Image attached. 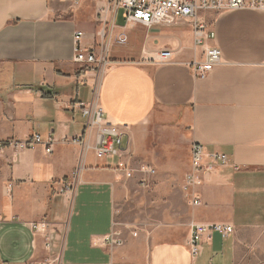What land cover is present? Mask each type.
Listing matches in <instances>:
<instances>
[{
  "label": "crops",
  "instance_id": "1",
  "mask_svg": "<svg viewBox=\"0 0 264 264\" xmlns=\"http://www.w3.org/2000/svg\"><path fill=\"white\" fill-rule=\"evenodd\" d=\"M101 3L0 0V142L52 139L50 153L45 143L0 148V264H264V10L201 13L214 38L195 47L187 26L125 29L117 11L112 37L125 30L128 39L109 40L112 64L100 72L74 62L72 48L77 30L85 47L100 45ZM213 45L222 63L195 79L191 63ZM163 48L175 49L173 61L153 62ZM78 103L101 106L124 131L126 162L154 173L125 178L116 158L97 156ZM193 144L228 165L184 191ZM141 179L151 197L144 216L132 203ZM39 222L45 230L32 228ZM136 223L145 229L124 227ZM193 223L232 232L203 235L193 257ZM112 232L120 244L105 240Z\"/></svg>",
  "mask_w": 264,
  "mask_h": 264
},
{
  "label": "built area",
  "instance_id": "2",
  "mask_svg": "<svg viewBox=\"0 0 264 264\" xmlns=\"http://www.w3.org/2000/svg\"><path fill=\"white\" fill-rule=\"evenodd\" d=\"M73 5H77L80 0H67ZM102 3L96 9L97 22L99 29L97 36L102 40L98 47H85V34L77 30L73 34V53L72 60L83 63L88 67H95L103 72L112 62L108 57L109 40L113 39L115 44L124 45L127 42V32L121 31L112 37L115 27L116 12L122 10V19L125 29L134 28L137 25L144 27L153 26H187L192 33L193 45H203L206 41L214 38V32L201 17V13L207 11H235V10H264V0H101ZM175 49H160L152 60L157 64H164L173 61ZM222 63L221 51L216 46H207L203 51V58L191 63L192 75L195 79H203L215 67ZM77 109L86 119V129L95 130V137L91 149L97 156L104 158H116L117 161L113 169L122 177H132L134 173L146 175L153 174L154 169L148 165H138L132 167L125 160L127 146L123 145L124 131L118 125L109 123L104 117L101 106L91 103H78ZM71 142L85 145L81 138H73ZM46 144L45 152H51L52 139L43 141L38 134H33L23 141L9 139L0 142V148L14 147L17 150H31L41 144ZM228 165L227 156L224 153L207 151L199 144L191 146V168L186 174L183 182V190L201 184L204 179L213 174L220 167ZM236 169V167H234ZM77 171L71 173V181L63 188L64 193L72 192ZM141 182H145L142 180ZM11 184L8 185V188ZM193 204L198 203L197 198H193ZM35 230H45L46 223L39 222L32 224ZM217 232L225 236L232 232V226L217 223L201 224L193 223L190 226L188 237V249L191 256L199 253V243L203 235L209 237L211 233ZM116 233L112 232L105 240L110 244H120L116 238ZM51 246L50 242L46 244ZM51 261H58L57 256H53ZM40 264V263H33ZM50 264V263H48Z\"/></svg>",
  "mask_w": 264,
  "mask_h": 264
},
{
  "label": "rangeland",
  "instance_id": "3",
  "mask_svg": "<svg viewBox=\"0 0 264 264\" xmlns=\"http://www.w3.org/2000/svg\"><path fill=\"white\" fill-rule=\"evenodd\" d=\"M122 10L121 9H119L118 10V12H117V25H122V23L124 22L123 20H122ZM133 29V28H132ZM116 48H114V52H122V48L121 47H119V46H115ZM119 47V48H118ZM119 53V54H120ZM133 167V166H132ZM134 174H138V173H134ZM133 174V175H134ZM129 178H131V177H129ZM142 180H145V179H141V181ZM139 182L138 183V186H136V188L134 189V191H133V199H132V203H134L133 204V209L134 210H139L140 211V213H142L143 214V216L145 215V213H146V206H145V203L146 202H150L151 201V197L149 196V191H148V189H147V184L148 183H146V180H145V182L143 183V182ZM154 209V208H153ZM154 216H157V215H154ZM150 223V222H152L151 220H148V221H146L145 219H144V221L142 222V223ZM114 225H115V229L117 228H119L120 227V223H119V221H118V216H116L115 218H114ZM139 224H135V225H129L128 226V224L127 225H125L124 227H128L127 229L129 230V231H140V230H138V229H141V230H143V229H145V227H146V225L144 224H142V225H139Z\"/></svg>",
  "mask_w": 264,
  "mask_h": 264
}]
</instances>
